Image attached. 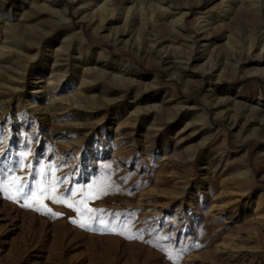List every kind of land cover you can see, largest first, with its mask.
Masks as SVG:
<instances>
[{
  "label": "rangeland",
  "instance_id": "obj_1",
  "mask_svg": "<svg viewBox=\"0 0 264 264\" xmlns=\"http://www.w3.org/2000/svg\"><path fill=\"white\" fill-rule=\"evenodd\" d=\"M15 177L0 264H264V0H0Z\"/></svg>",
  "mask_w": 264,
  "mask_h": 264
},
{
  "label": "snow or ice",
  "instance_id": "obj_2",
  "mask_svg": "<svg viewBox=\"0 0 264 264\" xmlns=\"http://www.w3.org/2000/svg\"><path fill=\"white\" fill-rule=\"evenodd\" d=\"M12 183L15 186V194L14 195L13 194H8V192H9L8 184L6 182H4V181H0V192L6 193L8 199L17 200V202H18V198L21 197V196H23L25 201H27L29 198H32V199L36 198V196H37L36 192H30V193L25 194L24 185L20 181L19 177H15L13 179ZM69 191L71 192V190H69ZM40 193H41L42 196H46L48 199L52 200L54 203L63 204L66 207H68L70 209H73L74 211H77V212L80 211V209L74 208L73 204L69 203L66 199H59L55 195H48L47 194V189H40ZM22 206L26 207V208L32 207V205L27 203V202L24 203ZM35 210L38 211V212H40L42 210H46V212L51 213V209L46 208V206H44L43 209L41 207H37V208H35ZM87 211L91 212L92 210L88 209ZM52 215L55 216V215H58V214L52 213ZM73 222L75 223L76 221H73ZM79 226L81 228L89 227L88 224H86V223H79ZM119 234L120 235H124L123 232H120ZM128 238H132V237H128Z\"/></svg>",
  "mask_w": 264,
  "mask_h": 264
},
{
  "label": "bare ground",
  "instance_id": "obj_3",
  "mask_svg": "<svg viewBox=\"0 0 264 264\" xmlns=\"http://www.w3.org/2000/svg\"><path fill=\"white\" fill-rule=\"evenodd\" d=\"M110 12H111V11H110ZM104 13H106L107 15H106L105 17H103L104 19H102V17H101L102 21L106 20V18L109 17V8H107L106 6H105V9H104ZM100 14H101V13H100ZM64 51H65V50H64Z\"/></svg>",
  "mask_w": 264,
  "mask_h": 264
}]
</instances>
